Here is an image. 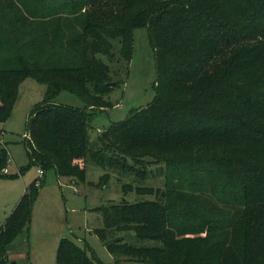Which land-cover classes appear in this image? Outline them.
I'll return each instance as SVG.
<instances>
[{"label": "trees", "instance_id": "16d2710c", "mask_svg": "<svg viewBox=\"0 0 264 264\" xmlns=\"http://www.w3.org/2000/svg\"><path fill=\"white\" fill-rule=\"evenodd\" d=\"M140 26L154 97L91 138L90 116L111 105L101 56L117 45L129 62ZM28 76L45 93L26 121L25 167L83 182L95 165L153 195L94 208L111 264H264V0H0V126ZM61 90L83 106L57 103ZM8 158L0 141V177ZM40 182L0 225V264L28 235ZM54 264L93 263L63 236Z\"/></svg>", "mask_w": 264, "mask_h": 264}, {"label": "rangeland", "instance_id": "374dc122", "mask_svg": "<svg viewBox=\"0 0 264 264\" xmlns=\"http://www.w3.org/2000/svg\"><path fill=\"white\" fill-rule=\"evenodd\" d=\"M101 57L108 63L112 81L116 84L111 86L112 89L107 95L111 105L90 116L91 138L111 122L125 118L131 108L146 105L155 94V52L145 26L133 29V50L129 62L122 60L117 45L112 54ZM44 93V83L30 76L23 78L18 84L17 97L10 115L0 126V141H4L9 155L6 173L12 174L0 177V225L25 185L36 178L41 180L28 235L22 233L19 236V243L11 253L10 262L14 260V264H54L59 240L66 236L84 249L93 264H111L112 254L94 231L102 225L101 215L94 208L110 201H119L123 197L132 201L153 195L137 194L133 183L124 192L121 188L124 178L120 179L111 174L103 181L100 176L104 169L95 165L86 166L83 182H72L68 177H58L53 168L39 174L37 164L25 167L28 162L25 146L26 121L31 109L42 100ZM55 101L83 106V101L68 90L59 91ZM21 167L23 171L19 172ZM155 180L161 182L159 176ZM151 181L153 179L147 180Z\"/></svg>", "mask_w": 264, "mask_h": 264}, {"label": "water", "instance_id": "95a60500", "mask_svg": "<svg viewBox=\"0 0 264 264\" xmlns=\"http://www.w3.org/2000/svg\"><path fill=\"white\" fill-rule=\"evenodd\" d=\"M108 84L111 85V86H114L116 84V82L115 81H110V82H108ZM14 263H15V261L11 260L10 264H14Z\"/></svg>", "mask_w": 264, "mask_h": 264}, {"label": "built area", "instance_id": "2783aa9c", "mask_svg": "<svg viewBox=\"0 0 264 264\" xmlns=\"http://www.w3.org/2000/svg\"><path fill=\"white\" fill-rule=\"evenodd\" d=\"M4 172H7V169H6V168H4ZM38 173H39V174H43V170H42L41 168H39V169H38Z\"/></svg>", "mask_w": 264, "mask_h": 264}, {"label": "crops", "instance_id": "0c3cea01", "mask_svg": "<svg viewBox=\"0 0 264 264\" xmlns=\"http://www.w3.org/2000/svg\"><path fill=\"white\" fill-rule=\"evenodd\" d=\"M10 257H11V255H10Z\"/></svg>", "mask_w": 264, "mask_h": 264}]
</instances>
